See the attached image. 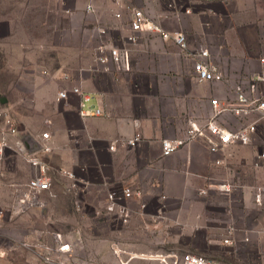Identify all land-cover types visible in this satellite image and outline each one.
Here are the masks:
<instances>
[{"label":"crops","instance_id":"1","mask_svg":"<svg viewBox=\"0 0 264 264\" xmlns=\"http://www.w3.org/2000/svg\"><path fill=\"white\" fill-rule=\"evenodd\" d=\"M58 3L66 14L77 5L67 7L65 0ZM89 4L95 12H87ZM126 6L143 9L166 31L184 32L192 51L208 49L224 81L197 82L193 61L181 55L171 40L148 30L140 34L137 44L130 45V71L99 69L96 47L103 40L125 46L123 37L130 20ZM84 10L91 17V29L59 31L43 45L42 49H52L43 61L47 73L42 72L36 81L15 76L9 82L12 92L21 91L19 81L32 86L27 93L32 96L33 112L23 116L27 122L26 127L20 122L19 136L24 140L20 135L24 133L39 146L42 133H50L53 149L45 159L54 169L55 184L44 194L47 205L42 217L28 213L8 219L5 212V223L0 226V264H44L22 243H34L46 235L53 244L55 233L75 246L72 255L64 258L66 264H160L161 252L144 245L158 244L161 222L157 211L164 196L168 204L188 205L193 213L205 198L201 190L221 194L217 185L229 181L234 188L226 196L239 193L237 199L251 210L256 186L264 190V170L253 166L256 150L264 149V120L257 124L251 145L233 144L225 153L212 154L204 142L195 140L170 156L162 154L163 140L185 136L188 117H207L213 98L221 105L235 101L237 85L263 69L264 0H123L121 5L117 0H90ZM118 12L122 18L115 16ZM101 28L107 29L105 35ZM65 36L67 40L59 41ZM2 45L0 40V51ZM17 51L15 46V54ZM18 69V61L12 63L11 70L18 73ZM64 73L70 80L63 79ZM71 86L87 92L90 100L86 105L101 108L103 115L81 116L79 95L58 100L59 91ZM256 117L239 119L225 114L222 121L237 129ZM136 136H140L137 146L109 150L111 142ZM14 139L10 136L9 141ZM11 152L7 150L0 161V188L10 177L15 179L8 168ZM217 160L223 163L217 164ZM60 169L72 171L75 179L66 178ZM73 182L79 187L77 197L69 191ZM126 187L134 196L125 202L132 216L123 224L107 212L106 205L110 192ZM233 225L237 243H244L245 237L250 241L248 233L240 239L241 230Z\"/></svg>","mask_w":264,"mask_h":264},{"label":"built area","instance_id":"2","mask_svg":"<svg viewBox=\"0 0 264 264\" xmlns=\"http://www.w3.org/2000/svg\"><path fill=\"white\" fill-rule=\"evenodd\" d=\"M177 1V0H174ZM123 0H117L121 5ZM130 12L128 29L123 37L125 46L120 48L113 40H103L96 47V64L102 71H130L131 70V51L130 45H135L140 39V34L145 31L158 33L163 39L171 40L179 50V53L193 61L194 78L197 82H221L224 81V75L214 63L210 51L202 49L192 51L190 49L187 36L182 31L169 32L164 30L150 15L143 9L133 6H126ZM87 12H95L92 4L87 6ZM190 10H186L189 13ZM122 18L121 12L115 15ZM102 35L107 33V29L101 28ZM263 69L254 75L246 78L243 83L236 87V100L226 105H221L218 98L211 99V111L207 117L187 118V130L183 138L165 139L162 141L163 156H170L177 152L181 147L189 142L199 140L204 142L210 153L220 154L233 144L251 145L255 141L257 133V124L264 120V58L260 59ZM47 73L46 70L43 71ZM63 79L70 80V75L63 74ZM70 94L79 95L83 102L81 103L79 113L83 117L103 115L101 108L88 107L86 104L90 96L80 86H71L63 88L58 93V100H68ZM225 114H231L239 119H247L250 116H257L255 120L244 123L237 129L229 128L224 125L222 117ZM0 120L3 122L6 131L0 138V161L7 150H13L20 154L25 162L33 170L31 177L25 185V189L19 193L11 206L7 210H0V221L3 220L5 212L9 217L19 216L28 213L41 214L47 205L44 194L50 192L55 184L54 169L45 159V156L52 152V137L49 132L41 135L42 141L36 151H31L20 138L18 128L14 117L8 112V109L0 105ZM10 136H14V141H9ZM140 142V136L132 139H117L111 142L110 151H116L119 145L135 147ZM217 164H222V160H217ZM256 170H264V149H257L253 162ZM59 173L68 179H75V174L66 169H60ZM233 184L229 181L221 182L216 190L224 195H229L233 191ZM69 191L74 192V196L79 195V187L73 182ZM263 188L256 186L254 193V205L264 212ZM201 194L207 195L208 190L203 189ZM134 196L131 188H124L121 192L112 191L108 195L106 210L108 213L115 214L116 218L123 224H128L132 216L131 210L125 204L126 201ZM166 197L164 196L163 199ZM77 209L81 208L79 202L76 203ZM143 208L145 207L142 206ZM236 227L233 224L227 226L224 237L221 242L224 245H236ZM53 244L46 237L36 240L34 243L23 242L22 246L32 248L40 257L44 264H66L64 258L72 255L75 246L64 243L60 234H52ZM244 243L249 242V238H244ZM115 250V245H113ZM54 254H58L57 257ZM181 264H220L217 261L205 256L193 253H186L181 257Z\"/></svg>","mask_w":264,"mask_h":264},{"label":"rangeland","instance_id":"3","mask_svg":"<svg viewBox=\"0 0 264 264\" xmlns=\"http://www.w3.org/2000/svg\"><path fill=\"white\" fill-rule=\"evenodd\" d=\"M65 1L66 6L71 8L77 3L71 14H66L58 0H0V40L3 43L0 51V105L14 117L19 132H22L21 124L26 127L27 121L23 116L33 112L30 109L32 96L27 93L32 86L19 81L17 86L21 91L12 92L9 82L15 76H28L35 81L42 77L43 61L52 51L50 47L42 49L43 45L55 39L59 31L67 34L79 28L91 29V17L84 10L90 0ZM64 40H67L66 36L60 37L59 41ZM15 46L18 47L16 54ZM16 61L19 64L18 73L11 70L12 63ZM20 117L22 121L18 120ZM5 131L0 120V134ZM20 135L31 151L38 149L37 143L26 139L24 133ZM11 153L13 156L9 159L8 168L14 172L15 179L11 181L10 177L0 188V210L9 209L33 173L20 154ZM202 195L205 198L195 205L193 213H190L188 205L168 204L164 199L157 211V218L161 222L156 233L158 244H146L144 247L161 252L163 258L160 264H181V257L186 253L199 254L220 264H264V212L255 206L251 210L246 209L237 199L239 193L230 196L217 192ZM6 214L8 216L5 218L9 219V214ZM37 216L42 217V213ZM3 223L5 220L0 221V226ZM230 224H236L241 230L240 239L248 233L250 241L224 245L221 240Z\"/></svg>","mask_w":264,"mask_h":264}]
</instances>
